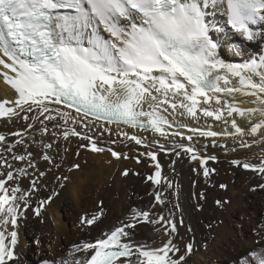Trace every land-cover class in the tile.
<instances>
[{
    "label": "snow or ice",
    "instance_id": "obj_1",
    "mask_svg": "<svg viewBox=\"0 0 264 264\" xmlns=\"http://www.w3.org/2000/svg\"><path fill=\"white\" fill-rule=\"evenodd\" d=\"M220 13L226 18L223 24L212 19ZM214 33L239 37L248 43L264 40V0H0V53L7 57V61L0 58V66L8 70H0V76L15 93L12 106H6L9 101H0V118L31 120L33 123H28L26 129L35 130L39 126L41 134H48L50 124L53 129H63L59 135L65 140L70 136L87 140L90 143L81 144V148L93 153L108 151L117 160L129 157L110 147H98L93 136L78 131L77 126L91 132L95 123L102 121L100 127L109 133L111 129L107 125L112 124L118 129L124 125L128 129L151 131L168 140L171 147L155 138L149 143L146 137L128 131L119 134L145 149L156 145L157 151L165 154L177 157L181 153L190 154V160L199 161L203 175L208 177L215 170L206 164L209 160L215 162L217 157L201 155L195 148L200 142L198 138L231 137L234 142L239 141L241 148L264 143V52L239 63L226 62L219 54L221 42L214 39ZM233 47L234 54L240 55V45ZM235 94L252 98L240 104L255 106H239ZM198 107L202 117L220 122L222 130H212L211 124L203 129L179 123L176 127L186 128L189 135L179 130L170 135L165 131L164 126L171 128L173 122L160 114L161 109L168 112L171 108L173 113L182 109L180 116L198 124ZM65 109L74 110L75 114ZM234 114L249 124L242 126ZM254 117L259 119L253 122ZM257 133L260 139L251 143L244 139L256 137ZM11 135L21 137L23 133ZM51 135L55 137L58 133L52 131ZM185 139L191 143H183ZM0 143L6 145L5 151L12 153L15 161L28 160L32 155L13 151L23 143L21 139L9 144L0 134ZM210 143L212 147H228L216 139ZM207 147L204 144L205 151ZM157 151L147 150L140 156L155 162L154 176L147 179L159 185L161 165ZM42 159L51 162L47 153ZM136 160L140 162L139 156ZM231 163L264 178V160L259 164H241L238 160ZM28 164L35 168L30 160ZM80 167L76 163L72 169ZM0 169H4L0 170V264H10L16 258L19 220L30 207L37 182L31 181L29 190L22 189L19 181L28 175L27 170L17 168L14 173L10 170L12 164L3 156H0ZM122 174L127 176L128 170ZM167 183L172 186L170 181ZM255 188L264 189V184L252 190ZM56 195L53 192L41 201L33 209L34 215L39 216L44 205L51 203ZM155 200L158 204L165 203L159 191ZM151 215L133 209L131 221L106 238L74 245L73 253L82 256H73L70 264H184L193 245L187 244L186 251L181 252L174 243L175 220L162 214L150 219ZM98 218V215L82 216L80 223L91 226ZM141 222H162L168 226L164 228L167 239L159 248L128 242L131 236L128 229ZM42 264L50 261L44 260ZM244 264H264V248L259 252L252 250Z\"/></svg>",
    "mask_w": 264,
    "mask_h": 264
},
{
    "label": "bare ground",
    "instance_id": "obj_2",
    "mask_svg": "<svg viewBox=\"0 0 264 264\" xmlns=\"http://www.w3.org/2000/svg\"><path fill=\"white\" fill-rule=\"evenodd\" d=\"M212 19L223 24L226 18L220 13ZM213 36L214 39L220 40L219 54L226 62L239 63L252 55L264 52V40L248 43L242 42L239 37L221 36L218 33H214ZM237 44L242 48L238 56L234 54L233 47ZM0 58L7 61V57H3L2 53H0ZM0 70H3L2 66ZM14 99V90L0 76V101H9L10 103L6 106H12L11 102ZM250 99L252 98L235 94V101L241 107H254L255 105L239 103ZM200 100L202 103V98ZM65 110L75 114L74 110ZM145 110H148L146 106ZM181 111L183 110L178 109L176 113H173L171 108H168V112L160 110L161 115L173 122L171 128L164 126L169 135L177 130L183 132L185 136L190 134L186 128L178 129L176 125L179 123L203 129H207L208 124H211L212 130H222L220 122H214L211 117H202L199 107L197 109L198 116H200L198 124L187 116H180ZM235 118L242 126L249 124V121L239 116ZM258 119L254 117L253 122ZM28 123H33V121L0 118V134L6 137L9 144H14L16 140L21 139L23 143L17 145L13 151L23 155L31 153L28 160L35 165V168L29 167L28 160H13L12 153L5 151L6 145L3 143H0V156L12 164L10 170L14 173L17 168L27 170L28 175L19 181L22 189L29 190L31 181L37 182V188L31 195L30 207L24 217L19 220L18 243L15 247L16 258L10 264H40L42 262L40 259L47 255L49 258L55 257L69 262L73 256L80 258L82 254L73 253L74 245L106 238L107 234L131 221L133 209L150 212L152 214L150 219H157L162 214L175 220L177 234H175L174 243L180 247L181 252L186 251L187 244L193 245V250L191 254L186 255L184 264H244V261L250 258L247 255L248 250L264 248V244L260 243L264 241V233L255 235L246 230L236 231L237 229H234L232 224L234 213L231 215V211L238 210L239 203L243 202L239 190L236 189L238 182L244 181V172H241L243 169L233 165L231 161L238 160L241 164L261 163L264 160V143L241 148L239 141L234 142L231 137L198 138L200 142L195 144V148L200 154L217 157L215 162L211 160L207 162L206 167L215 171L205 177L199 161L190 160V154L181 153L179 157L171 153L165 154L163 151H157L156 145H153L151 149H145L142 145H135L134 142L126 140L119 134L121 131H128L146 137L149 143L155 138L164 143L166 147H171L168 140L151 131L128 129L124 125L118 129L115 124H112L107 125L111 129L109 133L100 127L103 124L102 121H97L91 132L87 128L77 126L78 131L93 136L98 147L105 149L110 147L121 154L126 153L129 157L117 160L108 151L93 153L87 148H81V144L90 143L87 140H80L75 136H70L65 140L62 135H59L63 129H53L49 124L48 134H41L39 126L35 130L26 129ZM45 124L48 122L45 121ZM227 127L230 130V124ZM52 131H56L58 135L53 137ZM13 132H21L23 135L21 137L12 136ZM30 137L33 139L31 142ZM175 139L179 141L180 138ZM194 139L197 138L194 137ZM212 139L228 147L226 149L212 147L210 143ZM244 139L251 143L254 139H260V133H257L256 137L245 136ZM183 143L191 142L185 139ZM45 144H51L52 147L47 148ZM204 144H208L206 151ZM232 148H236V151H232ZM147 150L157 151V161L161 165L159 185L147 179L150 175L154 176L156 171L155 162L146 156H140L141 152ZM45 153L51 157V162L42 159ZM137 156L140 159L139 163L136 160ZM76 163H79L81 167L72 169L73 164ZM125 169L128 170L127 176L122 174ZM40 172L45 175L40 176ZM252 175L261 177L256 172ZM64 176L68 179L64 180ZM57 177L60 179L58 180ZM233 180H235L234 184ZM169 181L171 187L168 186ZM221 183L226 185V188H221ZM61 184L64 185L62 188ZM157 191L162 193L164 204L156 203L155 193ZM53 192L58 195L51 203L44 205L39 216L34 215L33 209L39 207L40 202L47 200ZM227 199H230L229 206L225 205L226 208L220 210L221 205H218L217 201L223 202ZM97 213L99 218L96 223L91 226L81 225L82 216L91 217ZM219 220L222 221L221 224ZM29 226L32 227L33 232H28ZM206 226H208L207 230ZM166 227L168 226L163 225L162 222L158 224L137 223L135 228L128 229L131 233L128 242L146 248H159L162 241L167 239L164 236ZM255 238L258 240L257 244L253 243ZM70 253L72 255H69Z\"/></svg>",
    "mask_w": 264,
    "mask_h": 264
},
{
    "label": "rangeland",
    "instance_id": "obj_3",
    "mask_svg": "<svg viewBox=\"0 0 264 264\" xmlns=\"http://www.w3.org/2000/svg\"><path fill=\"white\" fill-rule=\"evenodd\" d=\"M29 140L31 142L33 139L30 137ZM26 156H27V154H26ZM241 169H243V168L241 167ZM241 172H244L243 173L244 181L238 182V187L236 190H239L238 192L240 193L239 195L243 199V202L239 203L240 206L238 205V210H235V212H234V210H233V212L231 211V215H232V213H234L233 214L234 221H232L233 222L232 224L234 226V229H237L236 231H238V232H242V230H246V231L250 232L251 234L255 233V235H261L264 233V189H262V188H255V190H252V189L257 185L264 184V179L262 177L259 178L258 175L253 176L252 174L254 172L251 170L248 171V170L243 169V171L241 170ZM253 180H254V182H253ZM232 182L234 184L235 180H233ZM221 185H223V184L221 183ZM229 203H230V199L223 200V202H222L223 206L222 205L220 206L221 207L220 210L226 208L227 205L229 206ZM225 205H226V207H224ZM229 212H227V214ZM99 214H100V212H99ZM96 215H98V213ZM220 222H222V221L219 220V223ZM207 228H208V226L205 227L206 230H207ZM31 231L33 232L34 230H32V227L29 226L28 232H31ZM243 241L245 242V239ZM253 243L257 244L258 240H256V238H255L253 240ZM251 251L252 250L247 251L248 257H250L249 254ZM255 251L259 252L261 250H255ZM43 259L44 260L49 259L48 261L51 260L50 262L55 263V264H62V262H63L60 259L55 258V257L49 258L48 255H47V257L42 258L40 260L44 261ZM69 264H70V262H69Z\"/></svg>",
    "mask_w": 264,
    "mask_h": 264
},
{
    "label": "water",
    "instance_id": "obj_4",
    "mask_svg": "<svg viewBox=\"0 0 264 264\" xmlns=\"http://www.w3.org/2000/svg\"><path fill=\"white\" fill-rule=\"evenodd\" d=\"M46 145V144H45Z\"/></svg>",
    "mask_w": 264,
    "mask_h": 264
}]
</instances>
